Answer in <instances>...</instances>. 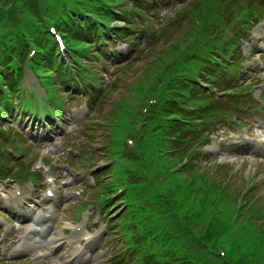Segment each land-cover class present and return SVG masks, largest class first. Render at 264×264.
<instances>
[{"label":"trees","instance_id":"obj_1","mask_svg":"<svg viewBox=\"0 0 264 264\" xmlns=\"http://www.w3.org/2000/svg\"><path fill=\"white\" fill-rule=\"evenodd\" d=\"M107 1L109 6H100L93 0H64L57 8L62 19L60 18L54 24L64 31V37L70 44L77 46V56L74 57V61L81 69L89 65V62L83 63L81 57H91L92 46L84 41L83 31L75 20L68 17L66 11L70 9L71 2L78 3L88 14L96 15L110 26L114 21L124 20L130 16L131 9L124 5L125 0ZM218 1L223 3L222 0ZM216 3L218 2H210L206 6L210 7ZM202 11V5L198 4L191 12L190 17L194 14V24L184 35L186 38L173 41L167 55L162 54L152 61L151 66L154 73L170 54L180 49L182 43L195 35H200L196 40L202 43L203 49L191 63L192 67L204 69L209 75V81L204 79L201 73L191 72L178 76L169 87H166L160 104L148 116L144 128L145 145L136 149L134 153L126 154L124 151L126 144L123 140L119 141L117 137V135L121 136L122 130L128 131L125 123L133 114V109L128 111V116L123 121L118 113L110 118L113 129V138L111 137L109 141L110 148L113 149L112 156L128 158L129 164L124 166L123 182L120 185L124 184L126 171L135 169L144 174L146 179H148L146 171L152 173L155 181L159 182L155 184L153 180L148 181L137 192H127L123 195V203L127 206L123 219L132 221L133 215H136L137 219H141L138 220V231L149 239L145 247L139 244L133 246L132 240L128 239L126 248L131 252L125 258L128 264H259L256 262L259 250L255 249L253 251L246 249L230 256L226 261L217 254L220 240L219 235L215 236L214 232L212 233V228L215 224L219 225L225 218L220 208L225 201L221 194L225 181L214 183L198 179L200 176L197 172L200 167L193 162L196 158V153L193 152L194 146L203 143L200 129L206 126L204 119L208 120L207 117L215 113L214 108L211 109L212 102L207 99L209 98L206 97L207 94L201 96V93L197 91L200 87L196 78H203L206 84H214L219 77L228 78L227 70L213 57L218 50L217 29L221 16L218 15L216 21L213 14L203 19ZM7 13L11 17L14 15L13 10ZM256 14L257 12H253V15ZM21 31L24 29L9 25L0 37V75L9 89L10 86L16 87L14 75L10 72L20 69L23 64L22 58L28 52V46L22 38ZM27 32L39 45L40 52L35 61L36 68L47 73L48 71L42 67V62L45 61L42 58L50 59L52 53H44L42 48L52 42V38L45 30L44 21L32 22ZM227 52L230 55L234 54L235 46L231 44ZM56 64L57 62H52L49 65L54 69ZM206 173L204 171L201 174ZM113 191L114 188L108 189L109 193ZM191 199H194L196 205L201 208V212L197 215L189 206ZM143 202L148 203L151 208L142 207ZM178 202H182L180 207ZM150 212L168 218L169 224L161 229ZM249 220H252V217ZM252 225V228L246 225L242 229L239 227L237 231L241 230L243 234L253 231L257 234L261 229L264 233L260 225L256 223ZM262 225L264 227V224ZM123 231L128 236V228L124 227Z\"/></svg>","mask_w":264,"mask_h":264},{"label":"rangeland","instance_id":"obj_2","mask_svg":"<svg viewBox=\"0 0 264 264\" xmlns=\"http://www.w3.org/2000/svg\"><path fill=\"white\" fill-rule=\"evenodd\" d=\"M193 1L194 0H167L164 2L166 5L161 6L158 16L153 18L152 15H149L148 17L149 19H153L155 23H162L161 19H167L166 21H168L181 9H188L190 3ZM144 20L145 19H139L138 24L144 26L145 30H148L149 25ZM191 26V22H188L182 26V29L177 30L173 35L170 34L169 37L163 32L151 34V32L148 31L150 35L143 37L141 46L143 49L138 54L137 51L135 57V54L130 56L132 60L129 64L121 70H113L111 73L108 72V74L104 75L102 80L104 90L102 92H96L95 95L87 94L84 97H78L79 99H71L72 97L67 96L66 99H64L66 113H73L71 110L82 112L83 118L75 127L71 136L60 139L57 143L51 144V146H46L41 149L38 148L41 156L37 158L31 157V159L35 160L33 163H36L37 167H40L42 163L51 164L50 162H52L51 165L55 173L58 170L60 174L59 180H57L59 187L58 198L50 199L47 197L46 200H50V202H54L55 204H61L60 209L63 210L59 213V218L56 222L58 227L57 234L60 232L62 235V231L67 227L72 228L70 224L75 223L74 226L76 225V228H82L80 232H84L83 227L87 226L93 238H99L98 246L93 251L94 257L87 264H118L120 258H123L125 255V251L121 245V235L117 233L110 234V227L107 225L109 218L112 217L114 213L120 212L122 206H115L110 215H105L104 212L98 209L100 206L98 202H101L100 204L103 206L104 200L102 201V198L107 196L105 192L108 186H106L105 183H101L99 188L93 189L99 184V182H97L98 179H100L99 176L103 174V171L110 169L109 166L111 165L109 163L111 154L109 141L111 137L113 138V129L110 124V118L118 113L122 118L121 121H123L128 116V111L133 109V114H131L130 119L125 123V128L129 130L128 136L133 135L134 137H138L134 127L140 122L142 108V106L140 108V105L145 95L142 90L147 84V78L153 74L151 63L162 54L167 55L173 41L180 38L185 39L186 37L184 35L190 30ZM260 28L262 30L264 25ZM260 32L261 31H256L250 44L245 43L244 45L246 46L245 51L248 61L245 64V70H240L239 74L242 77V72L245 71L246 79H248L251 70L260 72V67L264 66V52H261V48H264V42L262 40L256 42L255 39V35L260 36ZM150 41L154 42L155 46L149 49L150 45L148 44L151 43ZM247 46H253V53H251L252 50H249ZM257 62L259 63L256 65ZM252 75L253 74H251V76ZM260 76L263 78L262 80H264V74ZM259 87H253L252 90H254V95L264 96V81ZM62 93L64 95L67 94L65 91ZM244 118L246 119V117ZM257 118L261 121L260 126L263 127L264 108L259 112ZM250 124L251 127L254 128V133L256 134V129L259 128V125H256L257 122L253 121H250ZM237 134L233 133V138ZM117 137L119 141L124 140L126 131L122 130L121 136L117 135ZM251 137L253 140H256L254 134H251ZM222 138L226 140L227 135H224ZM226 143H231V140L218 142V144L223 146L226 145ZM32 145L37 146L39 144L35 143ZM35 149L36 152L37 148ZM79 150L83 151L80 152ZM209 151L214 155L210 156L208 159L201 160V163L203 167L208 166L210 172L201 174L205 168L200 169L199 171L202 172L199 173L200 177L198 179L214 183L225 180L224 184L226 186L225 193L227 194V199L220 205L221 213L223 215L232 214L234 207L236 208L239 203H243L241 194L250 187L251 184L249 180L257 181V189L252 188V196L245 199L250 205L242 209V212L245 211V214L240 221L242 225H246L248 228H252V224L256 223L260 225L264 231L262 225L264 224V157L259 156L247 161V157L241 156L239 153L232 154L229 151L226 155L229 156L230 159L222 160V162L219 163L218 159L220 158V154L215 149H209ZM118 162L119 159L116 158L113 166L114 175L112 172L111 184H118L122 178ZM207 163L208 165H206ZM217 163L221 164L220 167L223 168H217ZM102 167L105 169H102ZM93 176L96 180H94ZM40 180H42L43 188L41 195L47 196V189L52 186V179L49 172L45 174L44 179L41 175ZM103 182H107V179H104ZM82 191L83 194L81 198H77L76 194ZM97 193L99 194L98 198ZM221 194L223 198L226 197V194ZM85 206L90 207V209H88L90 213L81 214L79 217V214L82 213ZM251 217L252 220H249ZM88 218L90 219L89 221ZM126 224L130 223L127 222ZM80 232L73 233L65 231V235L77 241L82 239ZM251 235L252 237L246 238L247 243L250 245L251 251L254 249L259 250L256 262L264 264V233L260 229L257 234L253 233ZM63 238L66 240L64 236ZM78 242L79 246L84 243ZM67 243H70V239ZM0 250H8L11 252L13 250L12 244L2 245L0 246ZM20 263L21 262H19V264Z\"/></svg>","mask_w":264,"mask_h":264}]
</instances>
